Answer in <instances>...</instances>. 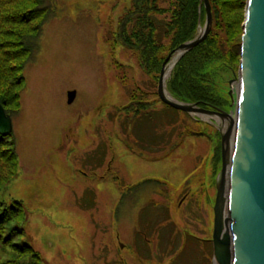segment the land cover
<instances>
[{
    "label": "rangeland",
    "instance_id": "1",
    "mask_svg": "<svg viewBox=\"0 0 264 264\" xmlns=\"http://www.w3.org/2000/svg\"><path fill=\"white\" fill-rule=\"evenodd\" d=\"M57 2L55 15L43 27L38 52L23 69L20 110L12 119L18 172L1 186L0 200L21 203L23 237L38 252L40 264H168L176 255L174 264H213L215 189H207V162L217 142L214 127L199 121L209 127L197 124L203 135H183L178 145L168 148L165 141H176L181 125L176 123L178 131L169 132L163 107L155 100L152 118L137 127L139 138L125 134L126 115L133 111L129 93L135 89L144 92L139 98L152 100L157 82L132 52L108 45L128 0ZM113 61L127 72L124 84ZM71 89L76 95L67 103ZM173 118L196 126L181 113H173ZM146 178L175 189L170 195L150 197L163 213L160 203L167 207L170 219L162 223L164 216L155 213L154 228L142 230L153 241L148 246L137 240L141 224L133 198L124 199L114 213L121 189ZM143 212L146 216L147 210ZM188 234L194 238L185 237Z\"/></svg>",
    "mask_w": 264,
    "mask_h": 264
},
{
    "label": "trees",
    "instance_id": "2",
    "mask_svg": "<svg viewBox=\"0 0 264 264\" xmlns=\"http://www.w3.org/2000/svg\"><path fill=\"white\" fill-rule=\"evenodd\" d=\"M57 1L0 0V103L12 119L18 116L20 110V92L25 86L23 69L38 52L43 27L55 15ZM128 2V6L116 22L111 39L108 38V45L112 50L120 47L132 52L137 57L141 69L150 79L156 81L160 64L166 54L179 43L194 37L198 21L202 25L204 19L202 5L198 7V0H128ZM244 2L245 0H208L211 25L207 35L176 61L166 81L165 87L175 99L195 102L206 109L217 106L225 110L229 107L227 81L231 77V72L236 71L235 67L238 64ZM112 64L113 68L118 70V79L124 84L127 72L123 65L117 61H113ZM138 94L144 95V92L137 93L134 89L129 93L128 105L133 111L129 116L126 115L127 120L123 125L125 134L135 133L139 138L136 133L137 127L146 120L150 121L154 112L151 107L155 100L163 107L162 115H166L162 120L165 124H170L169 132L178 131V128H173L176 123L181 125L177 133L179 138L176 141L172 140V143L165 141L168 148L178 145L183 135H203V128L199 130L197 124L209 128L205 123L191 119L184 112L161 103L156 96L152 100H147L139 98ZM128 105L121 108H127ZM173 113H181L196 126L184 124V119L183 122L174 121ZM212 131L217 142L211 148L207 162L208 168L211 166L209 175L211 180L207 184V189L214 185V176L220 167L219 135L214 128ZM155 138L161 142L160 136ZM139 141L144 142L141 136ZM17 172V140L12 131L7 136L0 135V188L11 178L16 177ZM204 185L200 183L199 188H203ZM171 187L165 181L146 178L121 189L114 213L124 199L126 201L127 198H133V206L139 205L138 224L139 222L141 224V230L138 227L136 230L137 240L146 243L147 246L152 240L142 230L154 228L158 222V220L154 222L155 213L162 216L161 219L164 216L162 223L170 219L167 207L160 203L159 207L166 209L163 213V209L156 208L158 205L150 197L170 195L169 190H175ZM205 191L206 189L203 190ZM135 192L140 193L134 198L132 194ZM187 195L188 193H185V197ZM208 197L206 196V202L209 200ZM167 203L171 204L169 200ZM146 210L147 214L143 216L145 213L143 211ZM23 225L24 212L21 203L17 200L9 202L0 200V251H3L2 256L0 255V264H40L38 252L23 237ZM185 237L194 238V235L188 234ZM141 245L144 246L142 243ZM176 258L177 255L170 258L168 264H174Z\"/></svg>",
    "mask_w": 264,
    "mask_h": 264
},
{
    "label": "water",
    "instance_id": "3",
    "mask_svg": "<svg viewBox=\"0 0 264 264\" xmlns=\"http://www.w3.org/2000/svg\"><path fill=\"white\" fill-rule=\"evenodd\" d=\"M201 5L204 19L202 25L197 22L194 37L172 48L160 64L156 96L218 132L220 167L214 177L211 206L213 264H264V0L244 2L238 64L227 81L233 118L229 110L177 100L165 87L176 61L210 29L208 0H198V7ZM75 95V90H69L67 103ZM12 129V119L0 103V135H9Z\"/></svg>",
    "mask_w": 264,
    "mask_h": 264
},
{
    "label": "bare ground",
    "instance_id": "4",
    "mask_svg": "<svg viewBox=\"0 0 264 264\" xmlns=\"http://www.w3.org/2000/svg\"><path fill=\"white\" fill-rule=\"evenodd\" d=\"M237 85L236 84H233V89L235 90V87H236ZM230 108L231 109H229V111H231V118H233L234 117V107H233V103L231 104V106H230ZM223 110V109H222ZM226 111V110H225ZM228 111V110H227Z\"/></svg>",
    "mask_w": 264,
    "mask_h": 264
},
{
    "label": "flooded vegetation",
    "instance_id": "5",
    "mask_svg": "<svg viewBox=\"0 0 264 264\" xmlns=\"http://www.w3.org/2000/svg\"><path fill=\"white\" fill-rule=\"evenodd\" d=\"M214 107H216V108H220V107H217V106H214ZM209 109H211V108H209ZM221 109V108H220Z\"/></svg>",
    "mask_w": 264,
    "mask_h": 264
}]
</instances>
